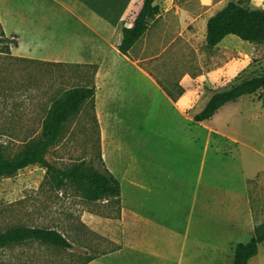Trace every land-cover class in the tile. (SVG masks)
<instances>
[{"label":"rangeland","instance_id":"obj_1","mask_svg":"<svg viewBox=\"0 0 264 264\" xmlns=\"http://www.w3.org/2000/svg\"><path fill=\"white\" fill-rule=\"evenodd\" d=\"M83 1L91 10L106 15L115 24L123 9L119 0ZM143 1L135 2L125 23L134 21ZM42 2L33 0L29 13L41 10ZM36 4H40L39 8ZM252 6L264 8V0H252ZM45 10L52 15L54 7L46 6ZM7 29L10 31L8 26ZM187 31L193 44L183 48L186 51L173 56L171 49L162 54V47L152 54L158 56L156 62L164 81L177 79L186 70L198 74L230 63L233 69H230L229 80L223 79L220 85L211 87L212 92H217L264 74V45L250 44L233 35L240 43H230L229 50L220 55L207 48L200 26L190 25ZM1 32L0 25V35ZM14 52L22 53V50ZM94 78L91 68L76 64L50 66L38 60L21 59L0 43V143L4 145L5 157L14 160L37 142L53 103L70 89L91 86ZM263 101L264 91L244 96L224 107L217 117L220 128L228 130L241 142L232 148L237 152V170L232 173H237L238 187L241 181L239 172L243 177H253L248 182L253 232L264 224ZM140 102L142 107L146 103ZM122 114L127 116L129 111L125 109ZM133 126L123 139L124 148L143 159L154 154L162 164L170 163L167 167L154 169L157 185L161 182L166 188L172 206L166 209V213L162 212L160 201L150 200L144 193L145 203L152 202L158 219L166 226L154 230L155 250L165 257L154 259L148 253L138 254L134 264H233L236 246L250 242L253 233L244 227L240 201L237 203L238 212L240 210L237 224L230 227L227 217L219 210V200L224 194L219 193L214 199L215 206L209 207L202 205L201 197L197 198L201 193L197 181L202 144L186 143L180 120L167 113L166 104L158 95L151 120H142ZM213 140V145L222 144L219 137L214 136ZM185 148L188 149L187 157L181 159L180 152ZM100 149L99 125L93 104L88 103L66 122L61 139L49 149L46 158L63 170L83 160L87 162V168H100ZM181 160H186V164L181 166ZM119 212L120 203L114 200L91 202L73 182H68L66 189H56L52 177L39 165L29 166L0 180V223L3 224L0 233L19 227L52 228L62 232L73 244L72 249L45 244L29 246L30 250L38 249L46 256L55 257V262L46 264H117L115 219ZM250 264H264V243Z\"/></svg>","mask_w":264,"mask_h":264},{"label":"crops","instance_id":"obj_2","mask_svg":"<svg viewBox=\"0 0 264 264\" xmlns=\"http://www.w3.org/2000/svg\"><path fill=\"white\" fill-rule=\"evenodd\" d=\"M32 1L0 0L2 29L8 38L16 37L18 40L16 45L10 46L12 55L33 61L98 65L94 83L99 146L105 166L121 183L120 212L115 219L117 264H134L138 254L148 253L154 259L165 257V254L155 250L157 240L154 230L166 226L158 219L152 202L146 204L143 196L147 193L150 200H159L162 212L166 213L167 208H172L166 188L161 182L157 185L154 169L167 167L170 163L162 164L154 154H149L148 159L140 158L133 151H127L123 144L131 126L142 120H151L157 95L163 98L167 113L180 120L186 143L196 146L199 142L202 144L197 181L201 193H198L197 198L201 197L202 205L209 207L215 206L214 199L219 193L224 194L223 199L219 200V210L222 216L227 217L230 227L237 224V215L240 213L237 203L240 201L244 227L254 236L248 200V182L253 177H243L239 172L241 181L238 187L237 173H232V170H237V152L232 148L241 145V142L228 130L221 129L217 119L228 104L210 120L195 121L196 115L205 108L211 97L220 92H212L211 87H217L223 79L229 80L233 65H220L212 71L198 74L186 70L177 79L164 81L156 62L158 56L152 55L162 47V54L171 49L170 54L173 56L186 51L183 48L193 44V38L187 31L190 25L200 26L206 39L209 18L222 10L229 1L157 0L155 5L160 8V14L150 21L146 34L128 55L122 54L118 46L122 41L123 28H130L133 24V21L125 22L137 0H119L123 9L116 24L106 15L91 10L83 0H43L42 9L31 14L28 9ZM36 5L39 8L40 4ZM51 5L54 7L52 15L45 10L46 6ZM232 36H227L213 50L223 55L229 50L230 43H240ZM17 49H21L22 53L14 52ZM244 65L246 67V63ZM141 100L146 101L143 107ZM125 109L129 111L127 116L122 114ZM214 136L221 138L222 144L213 145ZM244 147L248 145L244 144ZM180 153L181 159L187 157L188 149ZM179 163L183 166L186 160ZM38 244L45 243L27 240L0 248V264L55 262L52 255L46 256L38 249H28Z\"/></svg>","mask_w":264,"mask_h":264},{"label":"trees","instance_id":"obj_3","mask_svg":"<svg viewBox=\"0 0 264 264\" xmlns=\"http://www.w3.org/2000/svg\"><path fill=\"white\" fill-rule=\"evenodd\" d=\"M156 1L144 0L132 26L123 28L122 41L118 46L122 54H129L134 45L146 34L150 21L155 20L160 14V8L155 5ZM229 35H234L250 44L264 45V8H254L252 0H229L222 10L208 20L205 39L207 48L214 49ZM0 43L10 49L11 45L18 43V40L8 38L2 29ZM43 63L50 66L66 65L46 61ZM81 66L93 69L94 75L98 69V65ZM259 91H264V74L245 79L229 89L215 93L205 108L196 115L195 121L210 120L225 105ZM95 95V83L66 91L53 103L48 112L40 139L27 147L16 159H7L4 155V145L0 143V180L12 177L29 166L39 165L46 169V174L52 177L53 184L58 190L66 189L68 182H73L91 202L114 200L120 203L121 183L105 166L101 149L98 155L100 168L94 166L87 168V162L83 160L72 168L63 170L53 166L46 158L49 149L59 141L64 125L71 117L80 113L88 103L93 104L95 111ZM168 95L175 100L171 94ZM95 119L97 121L96 115ZM27 240H37L63 249L74 247L59 230L19 227L0 233V248ZM263 243L264 224L255 228L250 242L236 246L233 264H249Z\"/></svg>","mask_w":264,"mask_h":264}]
</instances>
